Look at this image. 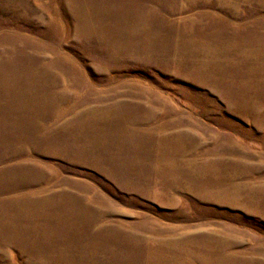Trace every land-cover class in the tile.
<instances>
[{
    "label": "rangeland",
    "instance_id": "rangeland-1",
    "mask_svg": "<svg viewBox=\"0 0 264 264\" xmlns=\"http://www.w3.org/2000/svg\"><path fill=\"white\" fill-rule=\"evenodd\" d=\"M0 264H264V0H0Z\"/></svg>",
    "mask_w": 264,
    "mask_h": 264
}]
</instances>
